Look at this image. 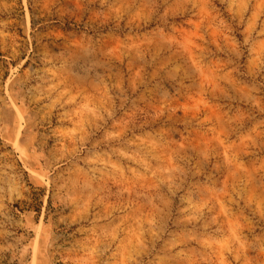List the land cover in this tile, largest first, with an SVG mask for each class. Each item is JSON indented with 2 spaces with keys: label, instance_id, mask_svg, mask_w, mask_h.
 Segmentation results:
<instances>
[{
  "label": "rangeland",
  "instance_id": "obj_1",
  "mask_svg": "<svg viewBox=\"0 0 264 264\" xmlns=\"http://www.w3.org/2000/svg\"><path fill=\"white\" fill-rule=\"evenodd\" d=\"M0 264H264V0H0Z\"/></svg>",
  "mask_w": 264,
  "mask_h": 264
}]
</instances>
